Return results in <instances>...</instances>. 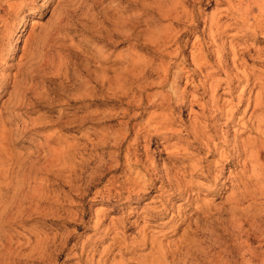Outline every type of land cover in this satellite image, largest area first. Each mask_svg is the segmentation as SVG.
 Segmentation results:
<instances>
[{"label":"rangeland","instance_id":"obj_1","mask_svg":"<svg viewBox=\"0 0 264 264\" xmlns=\"http://www.w3.org/2000/svg\"><path fill=\"white\" fill-rule=\"evenodd\" d=\"M238 2L243 3L217 0L207 5L208 0H202L199 6L186 7L184 0H7L5 8L13 7L7 12L6 27L1 26L0 68L21 65L19 73L15 67L0 70L9 83L16 78L14 89L8 86V94H0V125L6 126H1L6 141L0 144V252L10 249V264H42L31 255L32 246L38 239L58 240L66 234L78 236L63 244V253L52 251L43 264H76L74 246L80 251L84 244L87 250L98 246L96 262L100 251L116 242L129 248L140 245L143 219L147 242L124 257L126 264H139L143 257L147 264H264V181L253 179L243 188L234 181L237 173L244 175L240 167L224 164L216 188L197 195L196 186L205 182L200 176L192 180L194 201L187 204L182 197H168L171 190L161 194L159 183L155 190L131 187L139 169H125L121 158L117 170L113 162L117 146H122V153L140 146L138 154L148 151L149 161L155 162L152 179L171 169V162L164 159L167 151L161 148V128L141 130L133 143L146 119L137 117L142 110L134 100L140 93L148 98L168 90L152 85L160 75L157 68L169 60L167 53L183 52L189 64L198 45L196 36L206 51L211 46L209 52L228 53L232 45L243 49V40L235 37L237 30H225L212 46L204 24L220 15L223 25L232 22L223 15ZM173 6V16L179 18L163 19L162 13ZM182 11L198 16L197 33ZM176 33L178 44L172 41ZM259 35L260 43L251 36L243 39L264 50ZM243 61L264 73V62L258 58ZM140 72L151 75L144 80L136 77ZM195 80L206 81L203 75ZM31 84L37 85V92ZM21 90L24 108L16 109L12 101ZM221 94L222 90L216 93V99H226ZM147 98L144 113L160 120L161 107H150ZM193 113L199 109L193 108ZM209 123L206 120L203 126ZM231 127L221 134H233L241 125ZM193 155V160L216 161L205 154ZM141 157L148 164L144 154ZM204 209L205 213L198 212ZM83 211L85 217L80 218ZM121 219L127 227L115 229ZM120 255L115 250L110 259L118 261Z\"/></svg>","mask_w":264,"mask_h":264},{"label":"bare ground","instance_id":"obj_2","mask_svg":"<svg viewBox=\"0 0 264 264\" xmlns=\"http://www.w3.org/2000/svg\"><path fill=\"white\" fill-rule=\"evenodd\" d=\"M213 1L217 0H208L207 5H211ZM6 2L7 0H0V35L3 34L1 26L6 25L7 12L13 7L12 5H8L6 9ZM242 2L243 3L238 2L234 8L229 6L228 9L225 10L226 15L223 16H229L232 22H225L224 24L226 25H223L220 19L222 15H220L204 24L207 30L206 39L212 46H216L218 38L226 34L225 30H237L235 37L237 40H243V49H238L232 45L227 49L228 53L220 54L219 51L213 52V50L209 52L208 49L211 46L206 51V49H204V43H201L199 36H196L194 38V44L197 43L198 45L195 51L192 50L190 53L189 64L185 63L183 52H178L173 56L167 53L169 60L166 58V61H161L159 68H157L159 72L157 73L160 75L158 76V81L152 82V85H161V88L168 87V90L164 92L161 90L160 94L149 95L148 98H146L150 102V107H161V119L158 120V118L152 115L146 116V113H144L146 111V98L142 93L139 94L138 98H135L136 100L134 101L137 103V107L142 110L141 114H138L137 117H142L143 119L146 117V119H144L143 123H140L143 127H141V125L138 126L133 143H137L141 130H146L150 127H153V129L161 128V133L164 135L161 148L164 152L167 151V156L164 159L171 162L172 167L170 170L163 173L161 178L156 177V179H152L151 172L156 169V165L155 162L149 161L148 151L143 153L146 161H148V164H145L141 157L143 154H138V148L140 146L127 148L124 153L121 151L122 146H117L119 152L118 154L116 153V158L113 161L116 164L115 169H121V165L119 164V159L121 158L125 162V169H139V171H136L137 175L134 177L135 179H133L130 184L131 187H139L140 190L145 189V191L155 190V184L159 183L157 189L161 191V194H165L171 190V193L167 195L168 197H172V199H176L177 196L178 198L182 197L185 203L188 204L194 201L190 192L196 183L192 180L200 176L205 182L204 184H200L202 188L195 185L197 187V195L203 193V189L207 192L212 187L216 188L220 185L219 177H221L222 166L224 164L229 166L235 164V168L240 167L241 173L244 175H237V173L234 181L243 188L249 186L248 183L250 180L254 179L257 181L256 183L259 184L261 183L260 181H264V73H259V70L255 69V67L249 68L243 61L245 59L247 60L248 57H255L261 62H264V60H262V58H264V50L253 44H246V40L243 39L244 36H251L253 41L260 43L259 34L262 35L260 38L264 39V0H242ZM184 3L186 7H189L191 4L195 5L196 3L199 6L202 0H184ZM38 8L35 7L34 10H38ZM166 8L164 10H166ZM174 8L175 6L171 9L167 8V11L163 10L164 12L161 17L163 19L169 18L170 20L178 19L179 16L177 14L173 16ZM181 13L186 20L191 19L190 22L194 28L193 33H197V28L194 26L198 22V16H195L194 11H191V13L182 11ZM159 14L161 15L160 12ZM178 36L179 33H176L175 37L172 39L176 44H178ZM15 43H17V39ZM181 47L182 45H180L179 48L181 49ZM218 49H224V47L219 46ZM1 53L0 58H3V54ZM228 55H230V57ZM211 56H214L215 61L211 60ZM18 64L16 66H13L11 63L8 65L6 64L7 67H1L0 70H11L15 67L16 73H19L21 71V65ZM44 66H47V64H44ZM150 75V72H145V74L140 72L136 77L141 76L142 78L144 77L145 80ZM199 75H203L206 81H196L195 78ZM12 78H14V80L16 79L15 76ZM209 78L215 79H210L209 81ZM7 79L8 78L0 74V94L4 91L8 94V86L14 89L16 85L14 80L9 83ZM95 83H97V80H95ZM32 85L33 84H31V86ZM182 85H184V87H182ZM37 90L38 89H36V92ZM220 90H222V94L220 95L222 96L221 98L226 97V99H216V93ZM23 98L24 92L21 90L20 95L18 94L15 101H12L13 103L15 102L14 105L17 107L16 109L23 106L25 102ZM13 103L10 104L13 105ZM193 108H198L199 113H193ZM186 117H188V119H185ZM206 120H210L207 127L203 126ZM238 124L241 125V127L234 130L233 134H221L222 129H227L232 125L235 126ZM1 126L5 125H0V144L6 141L4 137L5 132ZM24 127L22 129H24ZM128 134L129 133L124 135L125 139L128 137ZM246 134L248 137L245 136ZM193 153L198 155L205 154L204 158H216V161H209L210 159L208 161L203 159L202 162L200 160H193L191 158L192 156L194 157ZM179 157L183 158L180 163L177 160ZM162 162L165 161L162 160ZM246 172H250L251 175L248 177L245 176ZM186 178L188 180H186ZM231 181H233V178ZM221 184L224 183L221 182ZM261 184L264 185V182ZM262 185H260V187H262ZM172 193L176 195H172ZM260 193L261 191L259 194ZM247 194H249V192ZM108 196L110 197V194H108ZM117 196L118 192H115V196L113 197L116 199ZM240 197L243 198L241 195ZM110 199L113 200L112 198ZM94 200L95 199H93V201ZM205 210L206 209L199 210L198 212L205 213ZM134 213L137 212L133 211V214ZM154 216L157 217V214ZM84 217L85 214L83 211L80 218ZM152 217L153 216H149L148 220H151ZM143 220L144 224L139 230V238H141L142 243H146L149 234L145 233V224H147V220ZM118 225L125 228L128 224L121 219L120 222L114 224V228L117 229ZM75 236L78 235L76 234ZM75 236L74 234H66L65 237H60L58 240L55 238L51 240L44 238L46 239L45 241L38 239L34 247L32 246L31 255H35L43 264V262H47L54 254L52 251L59 250L58 253H63L66 250L63 248V244L69 243ZM142 243L136 247H132V245V248L130 247L131 249L128 246H123L124 244H119V242L113 245L111 244L100 251L99 258L96 262L94 258L95 254H98V246H94L90 250H87L88 245L84 244L80 248V251L77 249V246H74V250L76 251L74 256L78 260L76 264H92L93 262L94 264H126L124 257L133 254L136 249L144 246ZM3 248L5 249L0 252V264H10V249H7L8 247ZM115 250L121 253L118 261H115V258L110 259V256ZM139 264H147L146 259L143 257Z\"/></svg>","mask_w":264,"mask_h":264}]
</instances>
